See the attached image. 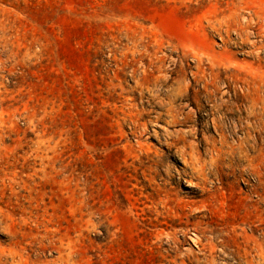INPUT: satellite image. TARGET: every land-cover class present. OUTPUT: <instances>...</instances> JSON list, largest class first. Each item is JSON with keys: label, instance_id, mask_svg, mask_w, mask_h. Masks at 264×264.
Returning <instances> with one entry per match:
<instances>
[{"label": "rangeland", "instance_id": "374dc122", "mask_svg": "<svg viewBox=\"0 0 264 264\" xmlns=\"http://www.w3.org/2000/svg\"><path fill=\"white\" fill-rule=\"evenodd\" d=\"M0 264H264V0H0Z\"/></svg>", "mask_w": 264, "mask_h": 264}]
</instances>
